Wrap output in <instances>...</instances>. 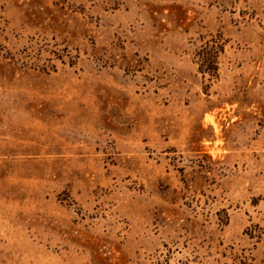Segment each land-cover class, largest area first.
<instances>
[{"label": "rangeland", "instance_id": "374dc122", "mask_svg": "<svg viewBox=\"0 0 264 264\" xmlns=\"http://www.w3.org/2000/svg\"><path fill=\"white\" fill-rule=\"evenodd\" d=\"M0 264H264V0H0Z\"/></svg>", "mask_w": 264, "mask_h": 264}]
</instances>
